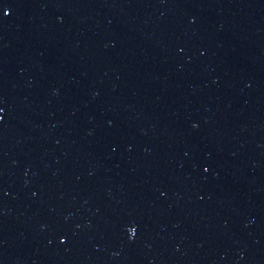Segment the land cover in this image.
<instances>
[{
	"label": "water",
	"instance_id": "obj_1",
	"mask_svg": "<svg viewBox=\"0 0 264 264\" xmlns=\"http://www.w3.org/2000/svg\"><path fill=\"white\" fill-rule=\"evenodd\" d=\"M0 264H264V0H0Z\"/></svg>",
	"mask_w": 264,
	"mask_h": 264
}]
</instances>
